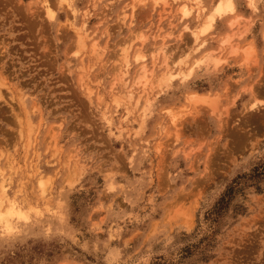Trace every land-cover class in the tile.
I'll return each mask as SVG.
<instances>
[{
    "label": "rangeland",
    "instance_id": "obj_1",
    "mask_svg": "<svg viewBox=\"0 0 264 264\" xmlns=\"http://www.w3.org/2000/svg\"><path fill=\"white\" fill-rule=\"evenodd\" d=\"M68 1L0 0V171L30 216L0 264H264V0L197 41L216 0Z\"/></svg>",
    "mask_w": 264,
    "mask_h": 264
},
{
    "label": "bare ground",
    "instance_id": "obj_2",
    "mask_svg": "<svg viewBox=\"0 0 264 264\" xmlns=\"http://www.w3.org/2000/svg\"><path fill=\"white\" fill-rule=\"evenodd\" d=\"M61 5L64 4V6H67L69 7L70 6V3L68 0H59ZM156 1V0H155ZM162 1L163 3L165 2V0H160ZM172 1V0H171ZM192 2H194L195 4H199L200 3V0H191ZM249 2V0H247ZM187 2V1H186ZM168 3V2H167ZM135 4V3H134ZM156 5V4H155ZM169 5V3H168ZM215 5V6H213ZM209 10V12L206 14L205 16V21L201 24L200 28L198 29V31L196 33H192L193 37H194V41H197L199 39V37L201 35H205L207 34L209 31H211L212 29V24L214 22V19L218 16V17H222V16H225V15H228V14H231L234 12L235 10V7H234V3H233V0H216L215 3L213 4ZM193 8V6L191 7ZM190 7H188L185 3H183L181 6H180V9H179V16L180 18H186L188 17L191 13H192V10H191ZM203 9V8H202ZM201 9V10H202ZM134 10V9H133ZM205 11V10H204ZM160 14V13H159ZM130 15V14H129ZM46 16H47V19L52 21L54 19V13L52 12H46ZM238 19V18H237ZM236 21V20H235ZM236 24V23H235ZM79 28V27H78ZM142 31V30H141ZM243 34V33H242ZM78 36V44L80 46H83V40L82 38L80 37L79 34H77ZM148 37V36H147ZM146 38V37H145ZM129 39V38H128ZM138 39V38H137ZM142 39V38H141ZM124 40V39H123ZM136 40V39H135ZM143 40V39H142ZM229 40L230 38L229 37H225L221 40V45L222 46H225L227 44H229ZM140 41V40H139ZM93 47H92V54H94L95 52H99V51H96L94 46H95V43L92 44ZM97 46V45H96ZM125 47H122V49L120 50V56L122 58V61L125 63V65L123 67L127 68L129 67V64H128V59H127V54H128V50L129 48L126 47V45H124ZM161 46V45H160ZM205 46V41H201L200 44L197 45L196 49L195 50H199L201 48H203ZM229 46V45H228ZM232 46V45H231ZM150 48V47H148ZM155 48V47H154ZM162 48V47H161ZM159 47V51L163 50V48L161 49ZM97 49V48H96ZM137 49V48H136ZM235 48L232 47L231 49V53H235L237 52L236 50H234ZM134 50V49H133ZM139 50V49H137ZM150 50V49H149ZM158 50V49H157ZM148 51V50H147ZM155 52V51H154ZM153 52V53H154ZM164 52V51H163ZM162 52V53H163ZM101 53V52H100ZM144 53V52H143ZM151 53V51H150ZM209 53V52H208ZM97 54V53H96ZM134 54H135V61L137 63L139 62H142L143 59H144V54H141L139 51H134ZM211 54V53H210ZM99 55V54H97ZM101 55V54H100ZM211 55L204 53L201 57H199L198 59L194 60V62L191 64V66L187 67L186 71H181L180 69V72L179 73H176V74H171L169 70L166 69V72L164 74H162L161 78H160V81H162L163 83H167V82H171L172 80L174 79H182V80H188L193 72V70L201 65H207L209 64V61H211L213 63L214 66H216L218 63H219V59L217 58H213V57H210ZM152 57V56H151ZM167 57V55H166ZM164 58V57H163ZM96 59V58H95ZM152 59V58H151ZM168 59V58H166ZM121 61V59H119ZM166 61V60H165ZM162 63V61H161ZM165 63V64H164ZM168 63V62H167ZM164 68H165V65L166 67H168V64H166V62H163L162 63ZM119 66V65H118ZM141 66V67H140ZM138 68H137V72L136 75L134 76L133 78V86L134 85H138L139 86H146L147 85V76H146V73H149L146 71L145 67L143 65H140ZM116 67V66H115ZM114 67V68H115ZM118 68V67H117ZM147 68V67H146ZM139 69V70H138ZM115 70V69H114ZM117 70V69H116ZM124 70V69H123ZM118 71V70H117ZM125 72V71H123ZM119 73V72H117ZM126 74V73H125ZM124 74V75H125ZM122 75V76H124ZM193 75V74H192ZM117 78L116 80H118L119 77H115ZM114 79V78H113ZM114 79V81H116ZM121 80V78L119 79V81ZM122 82V81H121ZM125 82V81H124ZM117 83V82H116ZM132 83V81H131ZM119 85V84H118ZM123 85V84H122ZM132 85L131 86H128L127 87V97L131 100V98H133V91L132 90ZM113 86V85H112ZM140 86V88H141ZM111 87V86H110ZM136 87V86H134ZM133 87V88H134ZM123 88H124V85H123ZM139 88V89H140ZM126 89V88H125ZM137 89V88H136ZM142 89H140L139 91H141ZM145 92V91H144ZM125 93V94H126ZM135 93V92H134ZM141 94V93H139ZM141 97V95H140ZM187 97V96H186ZM188 101L190 102H195L194 104H197L200 103L201 105L203 104H206L207 106L211 105L212 106V103H209L208 101V96L207 94H204V95H198L196 93H190L189 96L187 97ZM135 102V101H134ZM138 104V100H136L135 102V105L137 106ZM256 103H253V104H250V107H253ZM198 105V104H197ZM199 107V106H198ZM145 113V112H144ZM145 115V114H144ZM170 115V114H169ZM171 116V115H170ZM177 117L175 115H172L171 116V124L175 125V122L177 121ZM42 180V179H41ZM44 182L40 181L39 182V187L41 188V194L44 193V190L42 187H44L45 185H43ZM7 188H8V185H7V180L3 177L2 175V172L0 171V231L3 235H7V234H10L16 227V225L18 223H26L28 222L30 216L25 213L22 209H20L15 203H13L11 200H9L7 198ZM9 195V194H8ZM10 197V196H9ZM15 202V201H14ZM27 209V208H25ZM18 232H16L17 234ZM14 235V234H13Z\"/></svg>",
    "mask_w": 264,
    "mask_h": 264
},
{
    "label": "snow or ice",
    "instance_id": "obj_3",
    "mask_svg": "<svg viewBox=\"0 0 264 264\" xmlns=\"http://www.w3.org/2000/svg\"><path fill=\"white\" fill-rule=\"evenodd\" d=\"M213 6H215V5H213ZM248 7L255 9V7H256L255 0H249Z\"/></svg>",
    "mask_w": 264,
    "mask_h": 264
},
{
    "label": "clouds",
    "instance_id": "obj_4",
    "mask_svg": "<svg viewBox=\"0 0 264 264\" xmlns=\"http://www.w3.org/2000/svg\"><path fill=\"white\" fill-rule=\"evenodd\" d=\"M216 264H221V261H220V260H217V261H216Z\"/></svg>",
    "mask_w": 264,
    "mask_h": 264
}]
</instances>
